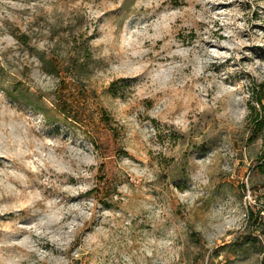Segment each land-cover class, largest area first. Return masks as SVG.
I'll list each match as a JSON object with an SVG mask.
<instances>
[{
	"label": "rangeland",
	"instance_id": "1",
	"mask_svg": "<svg viewBox=\"0 0 264 264\" xmlns=\"http://www.w3.org/2000/svg\"><path fill=\"white\" fill-rule=\"evenodd\" d=\"M262 81L264 0H0V264H264Z\"/></svg>",
	"mask_w": 264,
	"mask_h": 264
},
{
	"label": "trees",
	"instance_id": "2",
	"mask_svg": "<svg viewBox=\"0 0 264 264\" xmlns=\"http://www.w3.org/2000/svg\"><path fill=\"white\" fill-rule=\"evenodd\" d=\"M250 92L251 97L247 105L249 111L247 123L251 130V138L252 140H256L261 136L264 141V81L260 83L253 82ZM253 171L255 172L256 177H259L262 181V184L264 185V142L263 147L256 156V163ZM256 177H252V179H250L249 190L251 191L252 195H255V192L258 191L255 182ZM242 188L244 189L245 187L243 186ZM262 197H264V194L260 195V198L257 196L256 201L262 200ZM257 220L260 222V228H258L257 231L264 239V201L259 205L250 207L247 210L248 223Z\"/></svg>",
	"mask_w": 264,
	"mask_h": 264
}]
</instances>
